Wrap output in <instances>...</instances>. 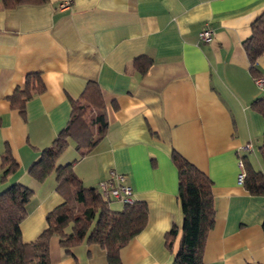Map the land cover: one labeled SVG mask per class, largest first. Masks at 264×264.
<instances>
[{
  "label": "crops",
  "instance_id": "1",
  "mask_svg": "<svg viewBox=\"0 0 264 264\" xmlns=\"http://www.w3.org/2000/svg\"><path fill=\"white\" fill-rule=\"evenodd\" d=\"M63 1L0 4V193L12 184L33 190L20 224L23 241H34L46 214L63 203L55 173L37 182L29 170L92 83L103 98L105 135L81 158L71 140L55 165L72 163L83 186L98 193L111 171L122 174L133 202L145 203L146 226L119 250L120 264H171L178 251L183 216L173 154L212 183L215 219L203 263L264 264V195L237 182L243 158L264 175V118L252 108L264 97L253 82L264 73V53L252 68L243 44L264 0H72L60 9ZM206 28L213 37L201 43ZM32 74L43 90L22 116L8 98ZM7 152L17 170L3 177ZM173 226L168 249L164 237ZM49 264L108 262L101 246L83 241L69 253L54 235Z\"/></svg>",
  "mask_w": 264,
  "mask_h": 264
},
{
  "label": "trees",
  "instance_id": "2",
  "mask_svg": "<svg viewBox=\"0 0 264 264\" xmlns=\"http://www.w3.org/2000/svg\"><path fill=\"white\" fill-rule=\"evenodd\" d=\"M47 0H0L4 8L20 5H40ZM246 55L253 68L264 53V13L251 25V34L244 41ZM145 69L141 68V72ZM255 76H258V74ZM43 90L36 74L29 75L22 90L8 98L10 107L23 116L26 102ZM253 110L264 118V97L252 104ZM71 114L66 127L52 145L41 152L39 160L29 170V176L42 182L51 173L56 176V191L63 203L45 216L46 228L32 242H24L20 224L26 217L25 206L33 197V190L12 184L0 193V264H49V240L59 238L61 247L69 252L86 241L106 251L108 264H120L119 250L146 226L147 207L143 202L123 204L121 211L109 207L95 188L83 186L75 175L72 163L55 165L58 156L72 140L79 158L89 154L106 132L104 102L100 89L88 83L82 96L71 103ZM92 111L95 112L92 114ZM259 152L264 162V136ZM178 173V197L183 222L179 247L171 264H204L202 253L206 237L215 219L210 179L177 154L172 155ZM245 175L243 186L252 195H264V175L254 171L245 158L240 159ZM3 177L14 173L17 164L7 152L3 156ZM177 235L173 226L165 234V246L170 249Z\"/></svg>",
  "mask_w": 264,
  "mask_h": 264
},
{
  "label": "built area",
  "instance_id": "3",
  "mask_svg": "<svg viewBox=\"0 0 264 264\" xmlns=\"http://www.w3.org/2000/svg\"><path fill=\"white\" fill-rule=\"evenodd\" d=\"M71 2L72 0H65L59 5V8L60 9L66 8L71 4ZM212 37H213V31L208 28L203 29L199 33V41L201 43L209 42L212 39ZM253 82L258 88L264 87V73L254 77ZM243 148L249 150L250 147L248 145H245ZM244 177L245 175L241 169V172L238 174L237 177V182L239 185L243 184ZM98 191L101 194V196L106 199H113L121 202L122 204L133 203V199H132L133 192L131 186L126 184L125 177L122 174L116 173L114 171H111L109 173V177L106 180L99 183Z\"/></svg>",
  "mask_w": 264,
  "mask_h": 264
},
{
  "label": "rangeland",
  "instance_id": "4",
  "mask_svg": "<svg viewBox=\"0 0 264 264\" xmlns=\"http://www.w3.org/2000/svg\"><path fill=\"white\" fill-rule=\"evenodd\" d=\"M58 162H59V160L57 161V163H56V164H58V165H59V163H58ZM63 164H66V163H63Z\"/></svg>",
  "mask_w": 264,
  "mask_h": 264
}]
</instances>
